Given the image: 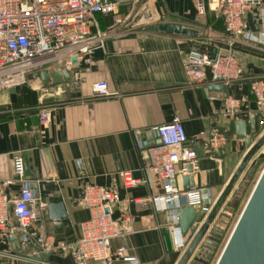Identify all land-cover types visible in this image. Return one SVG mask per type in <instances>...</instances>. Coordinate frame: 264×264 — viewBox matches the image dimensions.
I'll use <instances>...</instances> for the list:
<instances>
[{"label": "crops", "instance_id": "obj_1", "mask_svg": "<svg viewBox=\"0 0 264 264\" xmlns=\"http://www.w3.org/2000/svg\"><path fill=\"white\" fill-rule=\"evenodd\" d=\"M145 4L161 16L159 23L180 24L196 34L146 30L147 25L134 22L135 7L120 4L115 14H95L97 28L106 35L90 51L87 69L78 57L65 68L70 73L67 83L46 81L41 72L64 68L62 62L69 55L62 50L56 59L27 73L25 83L0 90V181L12 180L4 187L9 195H16L25 183L36 198L35 216L23 230L34 233L29 234L32 242L36 243V235L45 238V249L36 243L47 254L43 263L74 264L73 242L79 223L87 217L79 197L83 185L92 183L116 192L112 218L122 213L129 216L120 222L127 232L110 240L111 251L123 246L140 264H176L181 248L174 247L167 229L169 210H156L152 203V197L162 193V183L148 168L144 153L156 140L151 130L173 116L180 119L185 145L195 151L198 164L190 183L207 189L211 201L248 148L242 138L235 137L234 121H246V135L252 140L264 130V117L248 86L249 77L264 78V44L232 41L221 18L207 9L198 14L195 0H145ZM243 19L254 35L264 32V0L245 10ZM192 48H229L244 68L243 78L223 91L209 90L206 81L190 82L182 60ZM99 81L106 83V96L92 93V85ZM226 96L236 100L231 115L224 106ZM43 106L50 108L46 127L37 122ZM251 118L254 131L249 127ZM212 130L222 133L225 142L211 157L204 147ZM13 156L23 164L21 180L13 173ZM261 158L264 146L251 156L243 174ZM123 170L130 171L138 183L125 187ZM175 183L181 188V178L176 177ZM233 193L234 188L229 199ZM57 203L63 204L65 212L60 219L47 209L48 204ZM213 225L221 226L217 221ZM9 235L0 232V264H30L12 255ZM23 251L37 254L33 248Z\"/></svg>", "mask_w": 264, "mask_h": 264}, {"label": "built area", "instance_id": "obj_2", "mask_svg": "<svg viewBox=\"0 0 264 264\" xmlns=\"http://www.w3.org/2000/svg\"><path fill=\"white\" fill-rule=\"evenodd\" d=\"M195 1L198 14L207 9L221 18L232 41L264 44V32L254 35L243 19L245 10L260 0ZM120 4L135 7L133 16H136L134 22L137 24H157L161 19L159 14L146 6L145 0H0V90L25 83L27 73L56 59L62 50L69 55L62 62L64 68L74 65L69 60L71 55L76 60L80 57L87 69L91 64L90 51L99 46L106 35L97 28L95 14H115ZM182 67L185 76L193 83L206 81L226 86L239 81L244 75L242 64L229 48L223 51L192 48L183 58ZM248 86L257 109L264 117V78L249 77ZM92 93L96 97L106 96V83H94ZM224 106L231 115L236 100L226 96ZM49 120L50 108L43 106L37 112L38 125L46 127ZM262 121L264 123V119ZM155 130L159 143L144 150L148 168L156 172L162 183V193L153 196L152 203L156 210H169L167 229L174 247L182 251L185 241L177 224L178 210L184 204L199 205L208 199L209 191L192 184L182 189L175 183L176 177L191 176L198 171L195 151L185 145L187 138L180 119L173 116L171 120L158 124ZM224 142V135L212 130L206 138L204 153L212 157V152ZM12 169L16 180H21L23 164L18 156L12 158ZM121 178L125 187L138 183L128 170L121 172ZM11 182V179L0 181V232L7 231L9 234L28 226L35 216L36 205V198L25 183L16 195L5 192L4 187ZM79 202L87 210V217L79 223V235L73 242L74 264H140L135 256L125 252L123 246L113 251L109 248L112 238L127 232L120 227V222L129 220L126 213L117 219L111 217V210L117 202L116 192L108 187L86 183L81 189ZM37 205L43 206L42 203ZM229 210L224 206L220 212L228 216ZM10 215L15 224L10 223ZM35 240L41 248L47 247L44 237L36 235ZM222 240L223 236L217 247Z\"/></svg>", "mask_w": 264, "mask_h": 264}, {"label": "water", "instance_id": "obj_3", "mask_svg": "<svg viewBox=\"0 0 264 264\" xmlns=\"http://www.w3.org/2000/svg\"><path fill=\"white\" fill-rule=\"evenodd\" d=\"M145 29L183 33L188 36L196 34L192 29L173 23L147 25ZM69 60L71 64H75L76 57L70 56ZM41 74L46 81L51 83H67L70 78V73L63 67H57L50 72L43 71ZM224 88L225 86L220 83L208 85L209 90L223 91ZM249 122L250 129L254 131L253 118ZM245 124L244 119L234 121L235 137L242 138L248 148L219 194L212 201L209 198L196 206L184 204L178 210L177 224L181 235L186 236V239L185 247L182 249L176 264H207L222 239L224 228L213 225V223L219 217L223 223H226V215L220 211L229 199L232 189L238 182L251 156L264 146V130L258 138L252 140L246 135ZM261 126H264L263 122ZM151 134L156 137L152 145L158 144L159 139L155 128L151 130ZM146 135L148 136V133ZM139 137L141 139L142 136ZM190 181L191 176L187 174L181 176V188L187 189L191 184ZM172 183L175 185L174 181ZM226 207L230 209V206L227 205ZM47 209L53 213L56 219L65 216L62 203L48 204ZM30 232L31 230H18L8 236V240L12 243V255L30 264H47L42 262L47 254L42 253L39 246L32 242L29 237ZM26 248H33L37 254L24 253L23 250ZM214 264H264V166L260 170Z\"/></svg>", "mask_w": 264, "mask_h": 264}, {"label": "rangeland", "instance_id": "obj_4", "mask_svg": "<svg viewBox=\"0 0 264 264\" xmlns=\"http://www.w3.org/2000/svg\"><path fill=\"white\" fill-rule=\"evenodd\" d=\"M264 166V158L258 159L257 162L252 165L246 172L240 175L238 182H236L234 187V193L231 195L230 199L227 202V205L230 206V213L226 216V223L221 221V218L217 220L220 223L221 227L224 228L223 236H228L234 222L236 221L245 201L246 198L253 187V184L258 176V171L260 167ZM228 224V225H227ZM224 240V237H223ZM221 245L217 247L214 251V255L210 258L207 264H214L215 260L221 250Z\"/></svg>", "mask_w": 264, "mask_h": 264}]
</instances>
